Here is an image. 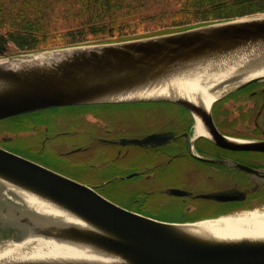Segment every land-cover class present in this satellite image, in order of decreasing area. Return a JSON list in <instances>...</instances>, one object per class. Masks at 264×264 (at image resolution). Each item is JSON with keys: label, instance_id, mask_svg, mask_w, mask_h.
<instances>
[{"label": "water", "instance_id": "1", "mask_svg": "<svg viewBox=\"0 0 264 264\" xmlns=\"http://www.w3.org/2000/svg\"><path fill=\"white\" fill-rule=\"evenodd\" d=\"M228 65L239 67L215 90L264 79V74L252 76L264 68V15L4 57L0 121L69 106L172 103L188 110L195 123L201 122L207 133L203 137L209 141L232 150L264 151V143L222 135L212 116L215 102L207 108L201 100L170 87L204 68ZM96 188L0 147V252L28 241L35 247L46 240L94 256L1 258L0 264H264V238L220 236L194 226L223 216L186 223L162 221L122 207ZM21 194L48 204L60 216L36 212ZM207 197L230 198L225 193Z\"/></svg>", "mask_w": 264, "mask_h": 264}, {"label": "flooded vegetation", "instance_id": "2", "mask_svg": "<svg viewBox=\"0 0 264 264\" xmlns=\"http://www.w3.org/2000/svg\"><path fill=\"white\" fill-rule=\"evenodd\" d=\"M217 91H219V97L212 108L217 130L229 138L264 143V79L251 83L229 84L216 89ZM140 104L170 107L173 113L168 121L149 131H129V128L123 125L106 124L92 116L91 120L97 122L96 129L99 126V132H102V135L92 136L93 139L89 140L86 145H73L72 149L64 152L53 148L52 142L56 135H50L48 126L40 127L26 120L24 122L26 127L19 132H0V147L21 155L9 148L7 144L27 137L35 139L37 136L41 139L38 146L41 151L50 147L58 154L65 156L79 152L85 154L96 146L104 151L107 161H115L121 156H127L130 150H134V147L143 154L153 153L159 156L163 153L166 159L164 163L157 161L153 164L144 163L133 173L137 174L133 177L137 179L134 189L145 193V201L141 207L147 208L149 199H157V204L160 206L163 201L161 197L169 198L167 200L182 213L180 218L185 223L234 215L253 209H264V151L232 150L197 135L193 116L188 110L176 104L161 102ZM39 112L41 111L0 122L21 116L28 117ZM100 128L104 129L100 131ZM236 129L239 130L238 132L243 130L249 132L240 135L236 133ZM65 133V131L60 132L61 135ZM131 139L143 141L141 144H133L130 143ZM21 156L72 178L56 167L40 163L29 156ZM100 165L104 166V164ZM174 168H177V171L171 175L175 177V180L168 183V180L161 182L164 177L169 179L168 174ZM127 176L113 175L105 179V182L88 185L97 186L96 189L103 195L102 187L114 181L127 180ZM172 190H179L182 194L172 193ZM115 191L118 190L115 189ZM215 193H225L226 197L230 198L226 201H219L207 197ZM126 208L155 217L149 211L134 209L135 206Z\"/></svg>", "mask_w": 264, "mask_h": 264}, {"label": "trees", "instance_id": "3", "mask_svg": "<svg viewBox=\"0 0 264 264\" xmlns=\"http://www.w3.org/2000/svg\"><path fill=\"white\" fill-rule=\"evenodd\" d=\"M264 13V0H0V58L125 41Z\"/></svg>", "mask_w": 264, "mask_h": 264}, {"label": "rangeland", "instance_id": "4", "mask_svg": "<svg viewBox=\"0 0 264 264\" xmlns=\"http://www.w3.org/2000/svg\"><path fill=\"white\" fill-rule=\"evenodd\" d=\"M259 15H264V13L248 15L247 17ZM215 22L218 21H213L210 23ZM42 51H33L30 53ZM24 54L29 53L20 52L16 47L12 46L9 56L18 58ZM1 59L2 58H0V60ZM172 113L173 109L170 107L140 103L112 106H69L53 108L50 110L48 109L45 111L43 110L37 114H31L28 117L21 116L8 121L0 122V132H19L26 127L24 122L29 120L33 124H36L40 127L44 125L48 126L50 135H56V137L53 139L54 141L52 142L53 148L59 152H64L72 149L73 145H86L89 140L93 139L92 136L102 135V132H99V126L98 129H96L97 126L95 124H97V122L95 123L91 120L92 116H95L98 120L106 124L112 123L115 125H123L124 127L129 128V131H149L153 130L152 128L156 129L157 127L161 126L163 122L168 121ZM103 129L104 128H100V131ZM61 131H65L66 133L61 135ZM235 131L240 135H244L249 132L247 130L238 132V129ZM252 133L253 132L251 131V134ZM40 143L41 139L35 136V139L27 137L16 142H9L7 145L9 148L21 155L29 156L32 159H36L40 163L56 167L58 170L63 171L65 174L71 176L75 180L91 185L105 182V179H108L113 175L127 176L133 174L138 170V168L142 167V164L144 163L153 164V162L156 161L159 163H164L166 161V159H164L165 156L163 153L159 156L153 153L143 154L140 153L136 147H134V150H130L127 156H121L119 160L117 159L115 161H107L104 156V151H101L99 146H96L93 150L85 154L79 152L71 156H65L58 154L57 151L50 147L46 148L44 151H41L38 147ZM93 164L95 166H93ZM99 164H104V166H99ZM176 171L177 168L172 169L168 174L169 179L164 177L161 179V182H166L168 180V183L175 180V177L171 174ZM195 181L197 182L198 180ZM136 184V178L118 180L102 187L101 192L105 197L122 207L132 208V206H135L134 209L136 210L140 209V211H149L150 213L154 214L155 217L152 218H160L162 221L165 220L167 222L185 223L182 222V219L180 218L182 213H180L175 205L167 200L169 198L164 199V197H161L164 203L162 201L160 206L157 204V199H149V204L147 203L149 206L147 208L141 207V204H143L145 201V193H140L138 190H135L134 188L136 187ZM110 185L112 187H109ZM115 189L118 191H115ZM180 210H182V208Z\"/></svg>", "mask_w": 264, "mask_h": 264}, {"label": "bare ground", "instance_id": "5", "mask_svg": "<svg viewBox=\"0 0 264 264\" xmlns=\"http://www.w3.org/2000/svg\"><path fill=\"white\" fill-rule=\"evenodd\" d=\"M237 67H239V65H228L226 67H222L221 69L217 66L214 69L207 67L197 73L184 77L185 80L183 82L180 81L183 78L174 81L170 87L178 90L182 94L183 92L189 94L188 96L192 100H201L207 108H210V106L219 97V91L216 92L214 86H216L218 82L232 76ZM252 73V76L264 74V68ZM160 92V90L156 91V93ZM195 132L197 135L207 136L205 129L198 119H196L195 123ZM16 192L20 194V192ZM21 196L26 199V204L36 212L60 216V214L48 204L26 194H21ZM194 226L204 233L208 232L220 236L233 238H264V209H253L234 215L229 214L219 219L205 220ZM12 247L13 248L0 252V259H17L18 257L38 259L94 258L93 255L80 251L75 247L57 244L53 241L46 240L38 241L37 246L35 247L30 241L25 242L24 244H15Z\"/></svg>", "mask_w": 264, "mask_h": 264}]
</instances>
